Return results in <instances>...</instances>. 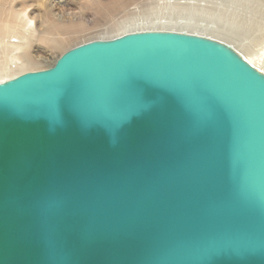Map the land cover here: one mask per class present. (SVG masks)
Returning <instances> with one entry per match:
<instances>
[{"label": "water", "instance_id": "1", "mask_svg": "<svg viewBox=\"0 0 264 264\" xmlns=\"http://www.w3.org/2000/svg\"><path fill=\"white\" fill-rule=\"evenodd\" d=\"M0 264H264V72L146 29L0 82Z\"/></svg>", "mask_w": 264, "mask_h": 264}, {"label": "rangeland", "instance_id": "2", "mask_svg": "<svg viewBox=\"0 0 264 264\" xmlns=\"http://www.w3.org/2000/svg\"><path fill=\"white\" fill-rule=\"evenodd\" d=\"M117 1L120 4L124 2V4L121 6H123L125 10L113 9L114 19H112V16L110 17L106 15V11L109 12L112 7L111 5H114ZM231 2L232 1L230 0H0V30H2L3 33L6 34V31L9 30L8 24H15L17 26H20V23L18 22H21V24L23 25L24 21H21L22 17L18 14V12L20 11L28 12L30 17L35 20L36 24L40 25L39 28L43 31H46L49 25H51L52 27L54 23L70 24L71 21H74V23H82L84 25L83 27L85 28V31H80L81 29L79 28V30L77 31L65 33V38L63 37L64 33L62 35L56 34V36L58 35V37L56 38H59L61 36L60 39L62 38L63 40L62 45L59 47L60 49L55 48V50L57 49L56 52L55 50L53 51V48L49 47L47 43L48 41L44 39L39 40L34 38L35 47L33 48V54L35 55L37 63L32 64V68L35 67L34 69L31 68V64L26 65L29 68H25L26 66L24 65L21 69L25 68V70H20L21 73L27 72L26 69L29 70L30 68L32 69H30L31 71L49 68L65 51L83 42H88L93 39L118 36V33L119 35H121L120 33L125 30L131 31L135 28L141 27L153 30L154 27H156L158 29L165 28L167 30H169L170 28H181L187 32L196 31L194 33L200 32L207 36L210 35V37L213 36L222 39V41L229 44L232 43L233 45L237 46L239 50H243L244 53H254V51H257L258 49H260V51L262 52L263 49H261V47L264 46V20L261 19V25L259 24L257 28H254L255 30L250 29L251 31L249 30V32H243L244 29L238 26L239 21H242L244 19L242 17L243 13H239V11L235 12L238 7L234 6V9L235 7L236 9H232L233 5L235 4ZM178 3H184L188 5L190 3L192 9H189V11L188 9H181L180 7H177ZM203 4H206L205 9L194 11L196 9H199V7ZM191 6L189 5V7ZM230 7L231 9H229ZM224 11L229 12L225 13ZM32 12H34V14H32ZM31 14L34 15V17ZM259 16L261 17L262 15ZM158 17H170L172 19L168 20L163 18L162 20L165 19L172 23L159 25ZM234 17L238 19L235 20ZM139 18H148L149 21L143 25L138 23H133L132 25L128 24V29L125 28V30L107 29L109 28V26H113V20L117 22H123ZM183 18H186L184 22L187 25L176 23L177 21H183ZM235 21H237L238 23ZM202 25L208 26L209 28L202 29L200 27ZM86 29L88 30V33ZM240 31H242L243 33ZM67 34H71L70 37ZM254 34L256 35V37H254ZM8 35L10 34L8 33ZM53 36L55 35L51 34L50 37ZM6 38V40H9V38L11 37L8 36ZM1 47L2 41L0 36V61L10 60V57H7L5 54H3ZM10 62L11 60L9 61V64ZM10 73L12 74L13 72Z\"/></svg>", "mask_w": 264, "mask_h": 264}, {"label": "bare ground", "instance_id": "3", "mask_svg": "<svg viewBox=\"0 0 264 264\" xmlns=\"http://www.w3.org/2000/svg\"><path fill=\"white\" fill-rule=\"evenodd\" d=\"M233 2V7L232 9H234V6H237V11H239V13H243L242 14V17L244 18L242 21H239L238 23V26H240L242 29H244L243 32H249L250 29H254V28H257L260 24V22H262V20H264V0H230ZM231 2V3H232ZM166 3V2H165ZM186 3V2H185ZM188 3V2H187ZM202 3V2H201ZM124 2H122L121 4L118 3V1L114 4V5H111V9L109 12L106 11V15L107 16H112V19H114V14H113V9H122V10H125L123 8V5ZM229 4V3H227ZM226 4V5H227ZM189 5L191 6V4L189 3ZM188 4H182V3H178L177 4V7H180L181 9H192V6L189 7ZM231 5V4H230ZM173 6V5H172ZM159 7V6H158ZM231 7L229 9H231ZM201 8V9H200ZM206 8V4H203L199 7V9H196L194 11H197V10H203ZM226 9V8H225ZM224 9V10H225ZM236 9V7H235ZM234 9V10H235ZM208 10V9H207ZM233 10V11H234ZM191 11V10H190ZM219 11V10H218ZM222 11V10H221ZM230 11V10H229ZM229 11H226V12H229ZM241 11V12H240ZM168 12V11H167ZM170 12V11H169ZM216 12V11H215ZM225 12V11H224ZM225 12V13H226ZM202 13V12H201ZM220 13V12H219ZM222 13V12H221ZM231 13V12H230ZM19 15H21V21H24L23 22V25L21 24V22H18L20 23V26H17L15 24H8L9 26V30H7L6 34L3 33L2 30H0V36H1V41H2V51H3V54H5L7 57H10V64H9V61L10 60H2L0 61V82H3L5 80H8L10 78H13L17 75H19V73L21 74V71L20 70H25V68H29L28 64H31V68H32V64L33 63H37L36 61V58H35V55L33 54V48L35 47L34 45V38L35 39H44L46 41H48V45L49 47L53 48V51L55 50V48H58L60 49L59 47L62 45L63 43V40L62 38L60 39L59 38H56L58 37V35L56 36V34H59V35H62L63 33V37L65 35V33H71V32H74V31H77L79 30V28L81 29L80 31H85V28L83 27L84 25L82 23H74V21H71L70 24H53L52 22V27L51 25L48 26V28L46 29V31H43L41 30L39 27L40 25L36 24L35 20L33 18L30 17V15L28 14V12H24V11H20L18 12ZM32 14H34V12H32ZM31 14V15H32ZM186 14V13H185ZM233 14V13H232ZM205 15V14H204ZM203 15V16H204ZM207 15H208V12H207ZM240 15V14H239ZM238 15V16H239ZM259 15H262L261 17ZM34 17V15H32ZM174 16V15H173ZM187 16V15H186ZM192 16V15H191ZM222 16V15H221ZM234 16V15H233ZM108 17V18H110ZM232 17V16H230ZM163 18L165 19H172L170 17H158V20H159V25L162 24V25H165V24H171L172 22L168 21V20H162ZM235 18V17H234ZM240 18V17H239ZM260 18V19H259ZM155 19V18H154ZM184 20L183 21H177L176 23L178 24H185V19L186 18H183ZM198 19V18H197ZM221 19V18H220ZM238 19V18H235V20ZM262 19V20H261ZM193 20V19H192ZM213 20V19H212ZM233 20V19H232ZM261 20V21H260ZM114 23L113 26H109V30H122L125 28H127V25L128 24H133V23H138V24H145L147 23L149 20L148 18H139V19H132L130 21H123V22H117L115 20H113ZM194 21V20H193ZM230 21V20H229ZM211 22V21H210ZM234 22V23H235ZM157 23V22H156ZM189 23V22H187ZM225 23V22H224ZM134 24V25H135ZM209 24V23H208ZM264 24V23H263ZM187 25V24H185ZM230 25V24H229ZM261 25V24H260ZM224 26V25H223ZM235 26V25H234ZM11 27V28H10ZM202 29L204 28H209L208 26H200ZM176 28V27H175ZM128 29V28H127ZM147 28H135L131 31H142V30H146ZM154 29H158L156 27H154ZM161 29H165V28H161ZM240 29V28H239ZM241 29V30H242ZM259 29V28H258ZM87 30V29H86ZM106 30V28H105ZM167 30V29H165ZM169 30H181V31H184V29H172L170 28ZM189 30V29H188ZM255 30V29H254ZM104 31V30H103ZM131 31H123L122 33L120 34H124L126 32H131ZM251 31V30H250ZM79 32V31H78ZM107 32V30H106ZM114 32V31H113ZM191 33H194L196 31H189ZM242 32V31H240ZM242 32V33H243ZM8 33L10 35H8ZM61 33V34H60ZM86 33V32H84ZM87 33H88V30H87ZM118 33V32H116ZM205 33V32H204ZM235 33V32H234ZM262 33V32H261ZM12 34V36H11ZM15 34V35H13ZM51 34H54L55 36L53 37H50ZM83 34V32H82ZM197 34H202L200 32H197ZM245 34V33H244ZM256 34V33H255ZM254 34V35H255ZM263 34V33H262ZM68 35V34H67ZM71 34H69L68 36L70 37ZM113 35V34H112ZM119 35V33H118ZM202 35H205V34H202ZM249 35V33H248ZM247 35V36H248ZM11 37L9 38V40H6L7 38L6 37ZM73 36V35H72ZM207 36V35H206ZM210 36V35H209ZM235 36V35H234ZM55 37V38H54ZM212 38H215V39H218V40H221L222 39H219L217 37H213L211 36ZM256 37V35L254 36ZM6 38V39H5ZM65 38V37H64ZM263 38H264V35H263ZM254 39V38H253ZM68 40V39H67ZM251 41V40H250ZM46 43V44H47ZM67 43V41H66ZM257 43V42H256ZM263 44V43H262ZM47 45V46H48ZM64 45V44H63ZM231 45L239 52L242 54V56H244V58L249 62L251 63L253 66H255L256 68H258L259 70H261L262 72H264V46L261 47V49H263V51L261 52L260 49H258L257 51L255 50L254 53H244L243 50H239L237 48V46L233 45L231 43ZM259 45V44H258ZM257 45V46H258ZM243 46V45H242ZM262 46V45H261ZM62 48V47H61ZM246 48V47H245ZM35 50V49H34ZM57 50V49H56ZM55 50V52H56ZM241 51V52H240ZM4 56V55H3ZM5 57V56H4ZM3 57V59H4ZM37 57V56H36ZM55 64V63H54ZM53 64V65H54ZM26 66L25 68L21 69L23 66ZM52 65V66H53ZM30 66V65H29ZM30 68V69H31ZM35 68V67H34ZM32 68V69H34ZM28 70L26 69V71H31V70ZM19 70V71H18ZM39 70H42V69H39ZM10 72H13L12 74Z\"/></svg>", "mask_w": 264, "mask_h": 264}]
</instances>
